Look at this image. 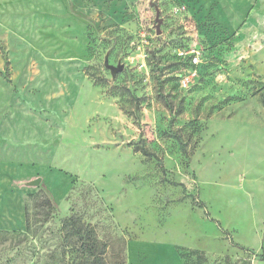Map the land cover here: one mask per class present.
Masks as SVG:
<instances>
[{"label":"rangeland","instance_id":"1","mask_svg":"<svg viewBox=\"0 0 264 264\" xmlns=\"http://www.w3.org/2000/svg\"><path fill=\"white\" fill-rule=\"evenodd\" d=\"M263 90L264 0H0V264H264Z\"/></svg>","mask_w":264,"mask_h":264},{"label":"trees","instance_id":"2","mask_svg":"<svg viewBox=\"0 0 264 264\" xmlns=\"http://www.w3.org/2000/svg\"><path fill=\"white\" fill-rule=\"evenodd\" d=\"M134 99L137 100L135 97ZM260 101L264 107V90L260 95ZM139 151L147 158L157 159L156 156L146 151L144 147H140ZM197 203L199 207H204L200 202ZM64 228L67 231V239L69 240L70 256L67 260L62 259L59 264H108L106 261L108 249L107 244L98 242L95 231L82 224L79 217H71L68 219L64 224ZM177 253L185 264H192L188 263L190 260L189 258L192 257L196 258L194 264L207 263L204 252L177 248ZM261 260L264 261V254L261 256ZM225 263L232 264L230 258L228 257L225 259ZM6 264L16 263L13 261H7ZM32 264H39V262H33ZM117 264L126 263L125 261H120ZM244 264H251V261L245 262Z\"/></svg>","mask_w":264,"mask_h":264},{"label":"built area","instance_id":"3","mask_svg":"<svg viewBox=\"0 0 264 264\" xmlns=\"http://www.w3.org/2000/svg\"><path fill=\"white\" fill-rule=\"evenodd\" d=\"M186 10V7L177 8L175 10V13L181 12ZM180 55H187L190 57V65L191 69L188 71V74L181 80V84L184 88H187L191 82L194 81V79L198 76V70L197 68L201 65V52L199 50H192L188 51L186 53L180 52Z\"/></svg>","mask_w":264,"mask_h":264},{"label":"crops","instance_id":"4","mask_svg":"<svg viewBox=\"0 0 264 264\" xmlns=\"http://www.w3.org/2000/svg\"><path fill=\"white\" fill-rule=\"evenodd\" d=\"M5 165L3 163L0 164V167H4ZM15 177H10V176H7V175H3V173H0V194H14L15 193V189L11 188V183L13 181H16L14 180ZM18 191V190H17ZM24 194H26V190H23ZM24 206H23V211H22V217L24 219V228L21 227V229L19 230H25L27 228V220H26V215H25V203H23ZM24 214V216H23Z\"/></svg>","mask_w":264,"mask_h":264},{"label":"water","instance_id":"5","mask_svg":"<svg viewBox=\"0 0 264 264\" xmlns=\"http://www.w3.org/2000/svg\"><path fill=\"white\" fill-rule=\"evenodd\" d=\"M156 21L158 23L157 34H161L160 26H161L162 20L159 18V11H157ZM105 66L111 72L113 79L116 77L118 73H120L124 69V66L121 63H119L118 66H113L109 64L108 60H106Z\"/></svg>","mask_w":264,"mask_h":264}]
</instances>
